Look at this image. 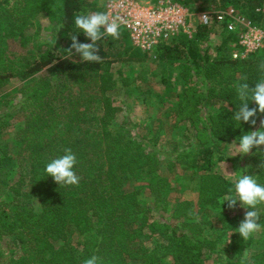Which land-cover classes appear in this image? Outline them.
<instances>
[{
	"label": "trees",
	"instance_id": "16d2710c",
	"mask_svg": "<svg viewBox=\"0 0 264 264\" xmlns=\"http://www.w3.org/2000/svg\"><path fill=\"white\" fill-rule=\"evenodd\" d=\"M175 1L192 12L207 11L212 6L226 10L232 6L253 24L264 27V0ZM93 12H105L104 4L100 6L94 0H16L11 5L10 0H0V45L5 47L9 38L16 37L20 47L26 48L20 55L15 54V60H9L7 69H0V88L27 80L21 89L28 90L19 104L23 119L15 126L13 147L0 141V153L7 164L18 169L19 175L13 185L5 182L4 192H0V238L13 236L21 253L9 263L80 264L97 255L101 264H212L202 257L204 250H215L212 239L205 236L206 230L219 226L222 230L224 226L238 228V218L251 210L241 207L239 202L234 209L228 208L227 202L222 205L229 190L234 191V181L227 170L234 168L239 175L247 174L249 162L247 155L228 156L221 151V145L238 141V137L255 129L244 122L240 125L232 117L240 106L236 85L249 83L254 88L255 82L264 78V72L259 70L264 49L248 59H234L240 47L236 37L224 30L223 44L214 60L207 53L202 55L198 48L197 41L203 32L193 39L181 34L158 46L160 64L182 59L187 62L181 71L182 94L174 97L173 87L165 90V96L159 92V98L173 99L175 104L164 110L157 122L162 129L172 124L180 132V124H186L195 130L185 140L192 143L178 146L177 153H163L166 158L161 161L158 157L162 152L157 149L160 137L153 141L148 133L137 135L138 127L144 123L133 121L130 114L125 116V123L116 125L119 108L107 95L113 82L112 63H143L148 53L126 43L122 49L110 44L111 52L102 55L97 63L76 60L74 49L72 54L68 52L73 34L79 42L91 43L74 21L77 15ZM41 13L56 21L55 30L49 34L48 43H31L25 31L36 26L35 20ZM217 27L202 29L210 32ZM5 49L0 50V58ZM192 67L209 78L202 91L190 81ZM123 79L125 93L133 95L130 80ZM151 93L152 89H148L139 95L144 96L143 103ZM134 103L139 104L138 98ZM207 104L211 112L202 110ZM250 107L257 105L250 103ZM9 112L0 117V131L4 130L1 122L7 121ZM154 121L149 123L152 128ZM66 149L77 157L78 186H60L45 171L47 163L64 155ZM190 153L193 160H187ZM175 155L201 174L197 190L200 199L198 203L176 199L171 223L163 215L164 207L167 210L164 192L170 185L168 176H155V172L161 166L168 170L167 160L172 162ZM259 160L264 162V157ZM136 177L149 182L128 191L126 187ZM256 178L264 184V172ZM143 187L152 192L153 205L138 200ZM148 214L154 217L152 229L147 227ZM260 217L258 236L254 234L248 240L240 237L234 242L231 239L237 234L233 235L228 246L234 253L215 264H262L264 252L256 256L252 249L264 242V206ZM73 230L78 232L77 243H71ZM157 231L163 241L146 248L150 233ZM245 250L249 253L247 260H243Z\"/></svg>",
	"mask_w": 264,
	"mask_h": 264
},
{
	"label": "rangeland",
	"instance_id": "374dc122",
	"mask_svg": "<svg viewBox=\"0 0 264 264\" xmlns=\"http://www.w3.org/2000/svg\"><path fill=\"white\" fill-rule=\"evenodd\" d=\"M16 0H10L11 5L15 4ZM97 2L100 6L104 4V0H94ZM154 4H157L158 0H152ZM232 7V6H230ZM211 9H218L217 7H211ZM193 14L191 20H189L190 23V35L186 34L188 38L193 39L196 38V36L203 32V36L200 40L197 41L198 48L203 55L204 53H207L208 56L211 57L212 60L217 58L220 47L223 44L224 40V32L221 30L213 29L210 30V32H206L202 28L205 27L200 23L198 14L200 12H192ZM251 21V20H250ZM252 22V21H251ZM36 26L26 32L27 37L31 40V43H42L46 44L50 40V33H53L56 26V21H50L48 18V15L46 13H41L35 20ZM253 23V22H252ZM16 26V23H15ZM34 26V23H33ZM17 27V26H16ZM49 28V30L47 29ZM120 33L123 37H120L118 40L113 39L112 37H106L103 38L101 41H98V48L99 52L98 54L102 57L104 54H109L111 52L110 44L113 45L114 48L119 49L123 48L124 43H126L128 46H132V41L130 39L129 32L123 28L120 29ZM205 33V34H204ZM9 38V37H7ZM16 37H11L8 39V43L5 47L0 45V50L2 48H6L5 52L1 54L0 58V69H7L9 66V60H15V54L20 55L19 53L22 51H25L26 48L20 47V44L17 43ZM172 41V40H171ZM171 41H168L166 43H170ZM165 43V42H164ZM163 44V43H162ZM231 46V44H229ZM160 45L159 47H161ZM159 47L156 48L151 53H148V58L143 63H136L135 65L126 64L124 62H116L112 63L111 65V73L113 75V82L111 85V89L108 91L107 95L112 100V103L114 106H117L119 108V112L115 118L114 123L116 125L125 123V116L127 114H130L132 117V120H136L137 122L144 123L143 125H140L137 130V135H147L149 138H152L153 141L159 139L157 143V149L158 151L162 152L159 155V159L161 161H164L166 156L163 155V153H170L172 151L179 152L178 146H186L190 143H192V140L189 142L185 141L188 137L192 136V133L195 132L193 127H188L186 124H180L178 132L177 130L173 129L174 125L166 126L164 125V129H162V126H159L157 120L161 117L164 110H170L171 107H173V99L171 100H163L162 98H159V92L164 93V96L167 95L166 91L167 89L173 87L174 92L172 95L174 97L179 96L182 94L184 84L182 82L181 77V71L183 70L184 64H186V60H180L177 63L173 62H166L164 64H160L158 61V57L160 55ZM253 55V54H252ZM251 56V55H250ZM250 56H248L246 59H248ZM74 57L76 60H82V57L79 54L74 53ZM245 60V59H243ZM10 70V69H8ZM192 78L191 82L198 85L197 87L202 91L206 86V81L209 80L205 79L200 72L195 68L192 67L191 70ZM34 76V75H33ZM31 76V78L33 77ZM39 79L40 77H36ZM123 78L129 79L130 84L133 87L134 94L129 96L127 93H125V90L122 86L123 83L126 82ZM123 80V81H122ZM27 81V80H25ZM25 81L21 80V82L13 81L11 84L6 85L2 88H0V117L6 112H9V117L6 122H1L4 130L0 131V141L2 143H6L10 146V148L13 147L14 139L16 138V132L17 128L15 127L17 124L22 121L23 116L21 113L18 112L20 109V103L23 99L24 92H27L28 90L24 91L21 89V85L25 83ZM135 81V83H134ZM134 83V84H133ZM207 86H211L209 83H207ZM211 88V87H210ZM148 89H152V93L148 95L149 100L145 103L144 96H139L141 93H145ZM177 89V90H176ZM210 94V92H209ZM138 98V105L134 103V100ZM162 99V101H161ZM222 103H220L221 105ZM203 108V105H202ZM202 110L211 112V108L209 107V104L206 105ZM259 119H264V115L259 114ZM152 119H154L155 126L152 128V126L149 124L152 122ZM259 119L257 121V126L254 130H259ZM130 125L132 123L131 121H127ZM187 129L182 130V129ZM136 135V136H137ZM237 146L239 141L236 140ZM232 144V143H231ZM221 145V151H225L228 156L230 157H239L244 156V154H239L238 149L234 145ZM177 146L176 148H174ZM153 148V147H152ZM264 146H261L260 150L257 151L256 148H253L252 153L247 155L248 159V167L246 170H248L247 174L252 176H257L260 173L264 172V168H261L260 165L264 162H260L259 159L264 157ZM259 153H262L260 157H257ZM173 161H169L170 158H168V170L165 169L163 166L159 168L157 172H155V176L162 177L163 174L168 176L169 180V187L166 189L165 197H166V207L167 210L163 211V215L166 217L169 222H173L172 215L173 213V206L176 202V199L179 200H189L195 203L199 202L200 194L197 192V190L200 188V180H201V174L196 173L195 168L189 166L188 163L185 162V159H182L178 157L177 155L172 156ZM187 160H193L194 156L192 153H190ZM202 157V156H201ZM166 161V162H167ZM18 169H14L12 165L7 164L5 160L4 154L0 153V192L3 191L4 183L6 182L7 185L12 182L16 183L18 181L19 175L17 173ZM217 171V170H216ZM221 172V171H220ZM227 174L231 175L233 178L234 184L236 180L239 178V171H236L233 169H228ZM257 179V178H256ZM258 181V180H257ZM149 181L139 177H136L132 180L131 184L126 187L128 191L134 190L136 187H141L144 184H148ZM258 183L264 185L260 181ZM153 191V190H152ZM7 192V190H6ZM151 191L145 187L141 188L139 190L138 194V200H140L141 203H145L147 206L153 205L154 198ZM224 202V201H222ZM2 204L0 203V207ZM264 204L258 206V211H262V207ZM36 208L39 209L40 205L37 203ZM203 213V211H202ZM148 222L147 227L152 229L151 224L154 220L153 216L147 215ZM211 221H214V218L210 216ZM244 219V216L239 217V225L240 222ZM132 220V219H131ZM155 220H158L156 218ZM137 223H140V219L136 220ZM231 226L234 225V223L230 224ZM215 226L217 227L218 224L215 222ZM237 228V227H236ZM230 229L226 226H224V230L221 229V227L213 228L206 230L205 236H209L211 238L215 250H204L202 257L206 259L207 262H210L212 264L221 263L226 261L227 254L234 253L233 249L231 250L228 246L229 244V238L232 237L231 240L234 242L239 241L241 235L236 232L237 229ZM171 233V232H170ZM258 236V234L256 233ZM71 243H77L78 242V232L76 230L71 231ZM237 238V240H235ZM160 241L162 242V236L157 231L154 234L151 235L148 238V240L145 242V247L148 249L153 248L156 244H159ZM224 242H226V246L224 245ZM262 252H264V242L262 244H256L252 249V255L259 256ZM21 253L19 250L18 242L15 240L13 236H3L0 238V264H10L9 261L11 259L16 260L18 257H20ZM84 262V261H83ZM80 263V264H83ZM130 262V261H129ZM262 264H264V261H262Z\"/></svg>",
	"mask_w": 264,
	"mask_h": 264
},
{
	"label": "clouds",
	"instance_id": "9594fccd",
	"mask_svg": "<svg viewBox=\"0 0 264 264\" xmlns=\"http://www.w3.org/2000/svg\"><path fill=\"white\" fill-rule=\"evenodd\" d=\"M203 18H207L205 14ZM75 26L83 32L91 43H81L78 41L77 35L71 36L72 43L68 48V52L72 54L75 50L76 54L82 57L83 62H100L102 57L98 54V41L103 38L112 37L115 40L120 38V23L110 17L106 12H93L88 14L77 15L75 17ZM63 27V26H61ZM259 70L264 72V62L259 65ZM238 98L240 100L239 108L234 112L232 119L236 122H244L250 124L252 128H256L259 119L258 113L264 115V78L255 82V87L249 86V83H240L236 85ZM250 103H254L257 107H250ZM238 146L236 141L231 145L236 146L239 154L249 155L253 148L257 151L264 146V119H259V130H252L238 137ZM77 157L71 149H66L65 154L52 159L46 165V173L51 176L55 183L64 186H78L80 177L75 171L77 165ZM264 168V163L260 165ZM227 202L230 209L236 208L238 202L245 209H251L245 212L244 219L236 232H238L243 240H248L254 234L261 230L260 212L257 210L259 205L264 204V185L258 183L256 176L242 174L234 184V191L229 190V194L223 198ZM222 207V206H221ZM223 210V209H222ZM248 251L243 252V260H247ZM83 264H101V258L92 255L85 259Z\"/></svg>",
	"mask_w": 264,
	"mask_h": 264
},
{
	"label": "built area",
	"instance_id": "2783aa9c",
	"mask_svg": "<svg viewBox=\"0 0 264 264\" xmlns=\"http://www.w3.org/2000/svg\"><path fill=\"white\" fill-rule=\"evenodd\" d=\"M105 12L129 32L132 44L144 53H151L160 44L181 34L190 35L193 14L175 0H104ZM207 18H203L204 15ZM205 27L218 25L219 30L233 34L239 52L234 59H246L264 49V27L253 24L242 12L230 7L226 10L209 9L198 14Z\"/></svg>",
	"mask_w": 264,
	"mask_h": 264
},
{
	"label": "crops",
	"instance_id": "0c3cea01",
	"mask_svg": "<svg viewBox=\"0 0 264 264\" xmlns=\"http://www.w3.org/2000/svg\"><path fill=\"white\" fill-rule=\"evenodd\" d=\"M105 9V8H104Z\"/></svg>",
	"mask_w": 264,
	"mask_h": 264
}]
</instances>
